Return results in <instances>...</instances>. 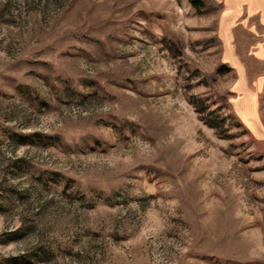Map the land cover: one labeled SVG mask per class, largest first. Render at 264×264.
Instances as JSON below:
<instances>
[{"label":"rangeland","instance_id":"rangeland-1","mask_svg":"<svg viewBox=\"0 0 264 264\" xmlns=\"http://www.w3.org/2000/svg\"><path fill=\"white\" fill-rule=\"evenodd\" d=\"M209 7L0 0V264H264V92L259 132L204 76Z\"/></svg>","mask_w":264,"mask_h":264},{"label":"crops","instance_id":"crops-1","mask_svg":"<svg viewBox=\"0 0 264 264\" xmlns=\"http://www.w3.org/2000/svg\"><path fill=\"white\" fill-rule=\"evenodd\" d=\"M213 1L218 4L220 62L234 75V108L249 115L246 120L262 132L257 122L258 98L264 92V0ZM245 34L250 39L247 43Z\"/></svg>","mask_w":264,"mask_h":264},{"label":"trees","instance_id":"trees-1","mask_svg":"<svg viewBox=\"0 0 264 264\" xmlns=\"http://www.w3.org/2000/svg\"><path fill=\"white\" fill-rule=\"evenodd\" d=\"M209 3L210 4V7L209 9L210 10H213V9H216L218 8V4H216L213 0H191V4L192 6L195 8V9H201L203 6H205V4ZM219 69H223V70H229L228 67L224 66L223 64H219L215 67V69L212 71V72H208V73H205L204 76L207 78V79H211L215 76V73H217L219 71ZM188 100H190V98L188 97ZM191 101V100H190ZM196 111H199L197 108H196ZM199 117L203 120L204 123H206L208 126L210 127H213L214 128V131L215 133L220 136V137H227V135L225 134H222L221 130L218 128L217 124L200 116Z\"/></svg>","mask_w":264,"mask_h":264}]
</instances>
